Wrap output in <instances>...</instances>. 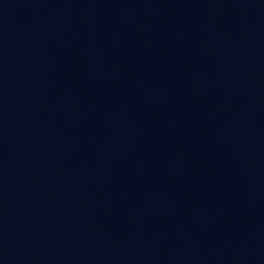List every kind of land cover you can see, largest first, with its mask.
I'll return each instance as SVG.
<instances>
[{
  "label": "water",
  "instance_id": "obj_1",
  "mask_svg": "<svg viewBox=\"0 0 264 264\" xmlns=\"http://www.w3.org/2000/svg\"><path fill=\"white\" fill-rule=\"evenodd\" d=\"M0 264H264V0H0Z\"/></svg>",
  "mask_w": 264,
  "mask_h": 264
}]
</instances>
